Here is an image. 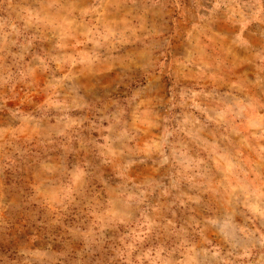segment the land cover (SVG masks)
<instances>
[{
    "label": "rangeland",
    "instance_id": "374dc122",
    "mask_svg": "<svg viewBox=\"0 0 264 264\" xmlns=\"http://www.w3.org/2000/svg\"><path fill=\"white\" fill-rule=\"evenodd\" d=\"M0 264H264V0H0Z\"/></svg>",
    "mask_w": 264,
    "mask_h": 264
}]
</instances>
